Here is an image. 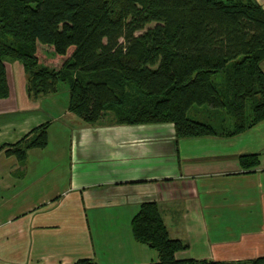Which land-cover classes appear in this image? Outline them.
Masks as SVG:
<instances>
[{
  "label": "crops",
  "instance_id": "crops-1",
  "mask_svg": "<svg viewBox=\"0 0 264 264\" xmlns=\"http://www.w3.org/2000/svg\"><path fill=\"white\" fill-rule=\"evenodd\" d=\"M9 87L0 99V264L157 261L132 232L144 201L186 245L177 259L264 256V120L234 135L177 137L172 123H86L67 105L45 107L23 85ZM192 110L219 129L214 111ZM43 123L45 147L23 161L4 153ZM251 154L257 162L241 165Z\"/></svg>",
  "mask_w": 264,
  "mask_h": 264
},
{
  "label": "trees",
  "instance_id": "trees-1",
  "mask_svg": "<svg viewBox=\"0 0 264 264\" xmlns=\"http://www.w3.org/2000/svg\"><path fill=\"white\" fill-rule=\"evenodd\" d=\"M6 60L22 65L28 96L65 85L68 111L86 123H172L177 137H190L234 135L264 120V10L256 0H0V99L10 92ZM194 106L228 114L232 126L188 116ZM47 127L4 153L23 161L47 145ZM131 224L135 240L158 254L149 264H264V256L177 259L186 245L170 238L154 201L142 202Z\"/></svg>",
  "mask_w": 264,
  "mask_h": 264
},
{
  "label": "rangeland",
  "instance_id": "rangeland-1",
  "mask_svg": "<svg viewBox=\"0 0 264 264\" xmlns=\"http://www.w3.org/2000/svg\"><path fill=\"white\" fill-rule=\"evenodd\" d=\"M153 25H154V23H150L146 27H152ZM60 63H61L60 61L52 62V64H54L55 66H59ZM5 66H6V72H7V78H8L9 85H11V87H14L16 89L17 85L19 83V84H21V86L23 85V88H24V90L26 92V75L24 73L22 65L19 62H16V61L6 60L5 61ZM26 94H27V92H26ZM28 98L30 100H33V102L40 101L39 103L42 104L45 107H48L50 104L51 105L55 104L54 108L55 107L60 108L61 106L67 105L68 90H67L65 85L61 84V85L58 86V91L56 93H54V94H51V93L50 94H43V95H39L37 97L28 96ZM196 107L197 106H194L192 109H195ZM54 108L52 106L50 110L51 111L60 110L58 108H57V110L54 109ZM192 109L189 111V114H188V116H190V117H193L194 110H192ZM225 115L224 114H217V119L220 122L222 120H224L225 127L229 128V127L232 126V121H231V118L229 117L228 114H225Z\"/></svg>",
  "mask_w": 264,
  "mask_h": 264
}]
</instances>
